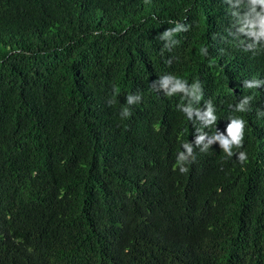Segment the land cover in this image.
I'll use <instances>...</instances> for the list:
<instances>
[{"label": "trees", "instance_id": "16d2710c", "mask_svg": "<svg viewBox=\"0 0 264 264\" xmlns=\"http://www.w3.org/2000/svg\"><path fill=\"white\" fill-rule=\"evenodd\" d=\"M0 264H264V0H0Z\"/></svg>", "mask_w": 264, "mask_h": 264}, {"label": "clouds", "instance_id": "9594fccd", "mask_svg": "<svg viewBox=\"0 0 264 264\" xmlns=\"http://www.w3.org/2000/svg\"><path fill=\"white\" fill-rule=\"evenodd\" d=\"M168 83V81L166 80L165 81V85ZM181 85H177V87H180ZM211 115V113H209ZM241 131V124L239 123H235L234 122V126L230 127L229 128V132L231 134V137H232V141L231 142H235L237 145L241 146V141H240V136H239V133ZM230 141L228 140H224L223 141V146H224V149L225 151L228 153V156L231 157L233 155V153L229 150V144L231 143ZM237 159L243 164L247 157H246V153L244 152H240L239 155L237 156ZM178 164H179V161H177ZM180 171L183 173V172H186L187 170L183 167L180 168Z\"/></svg>", "mask_w": 264, "mask_h": 264}]
</instances>
